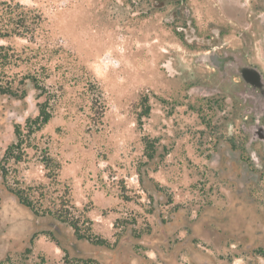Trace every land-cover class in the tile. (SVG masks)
<instances>
[{
  "label": "rangeland",
  "instance_id": "1",
  "mask_svg": "<svg viewBox=\"0 0 264 264\" xmlns=\"http://www.w3.org/2000/svg\"><path fill=\"white\" fill-rule=\"evenodd\" d=\"M172 10L0 0V264H264L263 170L226 102L188 93L210 69ZM31 187L38 215L14 195ZM61 199L92 240L45 211Z\"/></svg>",
  "mask_w": 264,
  "mask_h": 264
},
{
  "label": "flooded vegetation",
  "instance_id": "2",
  "mask_svg": "<svg viewBox=\"0 0 264 264\" xmlns=\"http://www.w3.org/2000/svg\"><path fill=\"white\" fill-rule=\"evenodd\" d=\"M173 3L179 51H189L194 65L210 69L204 80L208 96L226 102L241 119L240 132L252 169L264 174V0H155ZM215 7L217 12H212ZM255 159H251V154Z\"/></svg>",
  "mask_w": 264,
  "mask_h": 264
},
{
  "label": "trees",
  "instance_id": "3",
  "mask_svg": "<svg viewBox=\"0 0 264 264\" xmlns=\"http://www.w3.org/2000/svg\"><path fill=\"white\" fill-rule=\"evenodd\" d=\"M13 32L15 31H11V34H14ZM8 34V32H0V37L7 36ZM49 119V111L45 106L41 107L38 116L33 120L34 129L31 132L40 130L48 123ZM17 158L16 155H10V159L18 160ZM43 162H45V167L49 168V160L44 159ZM37 194L39 195L37 196ZM14 195L20 205L27 208L34 215L40 214L41 205L38 203V197L41 193L37 192L36 187H31L27 190H19ZM57 206L58 207H56L54 211H50L49 209H45V211H48V214L52 215L55 219L68 223L78 239L92 240L91 233H88L89 228H85L84 231L81 230V225L88 224V221H86V219L80 220L79 216L73 214L76 212V209L74 205L70 204L68 199H61ZM80 223L81 225H79Z\"/></svg>",
  "mask_w": 264,
  "mask_h": 264
},
{
  "label": "water",
  "instance_id": "4",
  "mask_svg": "<svg viewBox=\"0 0 264 264\" xmlns=\"http://www.w3.org/2000/svg\"><path fill=\"white\" fill-rule=\"evenodd\" d=\"M191 91L193 93L201 95V96H208L210 94L208 88L207 87H203V86L194 87V88H192ZM263 142H264V135H263ZM251 158L255 159L254 156H253V153L251 154Z\"/></svg>",
  "mask_w": 264,
  "mask_h": 264
}]
</instances>
